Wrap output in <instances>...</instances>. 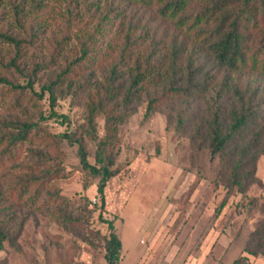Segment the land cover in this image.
Masks as SVG:
<instances>
[{
	"label": "rangeland",
	"instance_id": "374dc122",
	"mask_svg": "<svg viewBox=\"0 0 264 264\" xmlns=\"http://www.w3.org/2000/svg\"><path fill=\"white\" fill-rule=\"evenodd\" d=\"M160 6L158 0H0V32L22 41L16 48L0 37V77L21 86L0 82V264H107L104 220H112L121 241L117 264H264L263 255L244 250L263 219L264 132L254 143L257 129L249 128L212 154L208 127L219 109L231 124L234 89H264V73L216 67L200 43L194 64L209 71L210 81L172 92L168 59L163 71L153 64L175 31L188 36L193 29L189 23L176 29V19L158 15ZM130 23L134 36L146 40L122 57ZM250 37L248 54L264 62V25ZM85 43L90 53L80 59ZM137 61L145 74L141 90L123 103ZM184 68L177 84L186 85V62ZM109 94L90 124V108ZM154 97L161 99L148 110ZM118 113L124 119L109 126L107 116ZM26 125V137L12 142ZM65 132L82 139L96 166L98 141L108 136L113 144L103 210L100 176L82 167L77 145L59 137Z\"/></svg>",
	"mask_w": 264,
	"mask_h": 264
},
{
	"label": "trees",
	"instance_id": "16d2710c",
	"mask_svg": "<svg viewBox=\"0 0 264 264\" xmlns=\"http://www.w3.org/2000/svg\"><path fill=\"white\" fill-rule=\"evenodd\" d=\"M158 2L161 4L158 15L164 18V20L176 19V23H174L176 29L182 28L187 23H189V29H193V33L188 34V36L185 34H181L180 36V34L175 31V34L171 37L169 47L162 53L163 58H161V61L159 60L158 63L153 64L158 71L161 69L165 59H168L169 64L165 69L167 72L171 70L173 73L171 74L172 78H174L171 82L173 84L171 86L172 92L188 93L190 89H198L210 81L211 76L209 71L203 70L201 65L194 64L196 59L194 47L200 43L206 44L205 47L216 67L224 68L228 72L240 69H251L257 70L260 74L264 73V62L259 60L258 54H248L247 44V42L250 41V36L264 25V0H158ZM105 18H108V14ZM134 29L135 24L132 25L130 23L128 25V33L124 36V41L121 44L120 55L122 57H125L127 54H132L135 49L142 48L146 40L145 36L142 34L134 36ZM92 35L94 37L96 33L94 32ZM0 37L13 43L16 48H19L22 43L20 39L7 33L0 32ZM88 45L89 44L85 43L83 46L80 59L90 53ZM154 47L157 48L158 43L154 42ZM151 54L152 53H149V57ZM12 61H15V57ZM184 62H186L188 66V72L185 73L183 82H186V85L177 84L179 82L176 80V76L179 73H181L179 76L184 75ZM137 63L138 70L131 78L127 91L122 98L123 103L132 101L141 90V86H138V83L145 74L140 70L141 64H139V61H137ZM149 69H152V67ZM161 71L163 70L161 69ZM0 82H4L14 88L21 87L6 78L0 77ZM31 83L32 82H29V85H31ZM223 83L224 80L222 84ZM53 84L52 82L51 85L45 88L52 91ZM107 97H112V95L109 94ZM263 97L264 89L260 90L256 88L251 90V92H248L247 89H234L232 99H234V104L236 103V105L232 112L233 117L231 124L226 123L220 118V109L213 113L212 119L208 123L209 145L212 154L218 152L222 153L228 145L232 144L233 141L242 134V132L249 128L257 129L256 133H254L253 142H258L261 132H264V107L261 108L259 103V101L264 100ZM110 99L111 98L108 100H99L90 108V124H93L94 112L102 111L105 107V103ZM160 99L159 97L152 98L148 103V110H151ZM124 117L125 115L122 113L108 115L107 123L110 126V123H118L123 120ZM30 127L31 125H26L25 129L12 138V142L23 140ZM111 129L115 134V124ZM59 137L60 139H66L69 144H76L82 167L100 176L97 184V193L101 202V210H103L105 204L104 190L107 181L114 174L111 170V165L114 162V153L112 149L108 148L110 144L111 146L113 145L112 142L109 141L108 136L98 141V153L96 158L100 165L96 166L90 164L86 148L81 138H75L73 134L66 132L60 134ZM250 146V143L243 146V148H241L243 153H246ZM240 165V161H237L233 164V168L237 170ZM237 178L238 177L234 178V180L236 181L235 183L238 184L239 181ZM261 211L263 213V219H261L257 228L252 231L244 249L245 252L252 256L258 254L264 256V201L261 204ZM101 216L100 214V217ZM104 221L107 223L109 229L108 235L104 237L106 250L104 257L107 264H117L120 259L121 241L114 231L112 220ZM4 240L5 235L0 229V251L3 249ZM243 259H246V257ZM236 262H238V260H235V263Z\"/></svg>",
	"mask_w": 264,
	"mask_h": 264
}]
</instances>
